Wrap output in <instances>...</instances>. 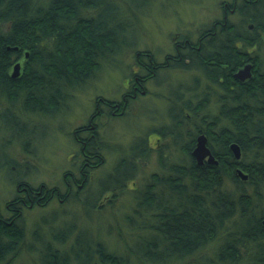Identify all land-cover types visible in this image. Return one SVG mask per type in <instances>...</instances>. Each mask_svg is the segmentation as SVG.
Segmentation results:
<instances>
[{
  "label": "trees",
  "instance_id": "1",
  "mask_svg": "<svg viewBox=\"0 0 264 264\" xmlns=\"http://www.w3.org/2000/svg\"><path fill=\"white\" fill-rule=\"evenodd\" d=\"M150 3L0 0V121L11 122V137L21 142L24 124H36L28 118L47 116L67 105L73 92L108 63L109 56L119 55L127 46L121 35L130 24L129 18ZM233 3L228 7L224 4L223 19H215L199 30V37H210L205 47L188 48L183 57L188 63L183 58L176 60L179 68L202 73L208 84L200 93L196 78L170 99L171 124L166 132L184 157L172 161L170 155L160 153L159 170L137 186L136 159L145 153L135 144L139 139H134L128 157H122L117 167L98 182L91 199L83 200L88 208H100L99 199L104 194L111 193L107 202L114 205L119 194L131 191L134 207L125 215L126 226L148 233L135 235L129 253L142 264H264V66L253 51L264 43V0L243 1L235 8L233 13L242 14L239 23L227 17L230 8L236 7ZM217 36L222 38L212 39ZM238 41L241 47H235ZM17 61L21 72L11 77ZM135 61L145 69L147 79L155 77L153 53L137 51ZM246 62L253 64L252 76L240 81L232 74ZM212 106L215 111L211 112ZM199 133L206 135L216 164H197L190 155ZM231 142L240 147L238 159L229 149ZM22 147L25 150L24 144ZM100 152V148L96 150L92 166L82 163L78 172L64 173L63 192L56 186L33 187L22 177L17 178L18 191L8 204L15 219L11 223L0 219V264H14L24 248L20 208L31 202L45 205L51 198L67 200L74 195L78 199L79 191L89 184L95 164L102 160ZM9 162L8 166L13 165L12 160ZM6 168L12 176L26 175L16 165L2 167ZM237 168L247 174L246 179L237 175ZM24 191H29L30 197L21 200ZM55 217L44 218L51 238L44 239L37 226L32 239L39 241L38 248L27 245L28 252L38 254L37 264H129L128 256L109 250L99 234L80 227L74 232L75 223H58ZM69 238V246L64 247Z\"/></svg>",
  "mask_w": 264,
  "mask_h": 264
},
{
  "label": "rangeland",
  "instance_id": "2",
  "mask_svg": "<svg viewBox=\"0 0 264 264\" xmlns=\"http://www.w3.org/2000/svg\"><path fill=\"white\" fill-rule=\"evenodd\" d=\"M235 1L151 0L149 5L137 10L136 17L129 18L130 24L121 35V40L125 41L124 45L127 46L121 48L119 55H115V58L109 56L108 63H104L95 75L73 92L67 105L62 104L61 108L53 114L28 118V120L36 121V124H28L29 126L24 124L25 131L20 135L21 142L19 138L11 137V131L14 129L11 122L0 121V212L7 215L6 207L17 193L15 181L19 176L33 187L43 184L45 188L56 186L60 191H65L64 173L78 172L79 161L75 158V154L80 153V149L72 139L74 130L87 124L91 114L96 110L98 100L120 99L126 90L125 83L128 78L132 79L136 75L134 73L146 72L143 67L136 64L137 51L148 50L153 53L157 61L170 63L171 59L166 60L165 57L169 52L174 51L173 42L176 37H181L182 40L188 36L196 39L202 27L210 25L215 19H222L225 3ZM236 2H238L236 8L243 4L242 0ZM249 10L252 11V7ZM227 17L239 23L242 14L228 13ZM254 50L264 66V43L254 47ZM168 68L158 72L156 77L145 79V94L129 99L125 115L119 117L107 114L104 118L99 135L95 136L96 150L101 149L102 160L95 164V168L91 171L89 184L81 192L79 191L78 199L74 198V195L68 197L67 200L51 198L45 205L31 202L20 208L25 245L19 256L15 258L14 264H37L38 254L28 252L27 245L32 243L31 249L38 248L39 241L32 239V232L37 226H40L42 234L44 233V239L51 238L47 224H45L46 221H44V218L50 220L51 215H56L54 219L58 223L69 221L75 223L74 232L80 227L90 230L93 234H99L100 238L107 243L109 250L128 256L129 264H142L136 255L129 253V246H132L135 235L143 233L139 230H130L126 226L125 215L130 214L134 207L131 191L126 190L119 194L114 205L107 202L111 193L104 194L105 196L99 199L102 203L100 208L97 206L88 208L83 200L91 199L98 182L109 175L114 167H117L122 157H128L134 139L151 134L160 127L165 132L169 128L171 119L168 110L172 104L170 99L177 97L173 94L181 89L178 84L184 85L182 89L186 85H191L192 81L199 77V73L186 69L180 71L177 69L178 66ZM207 88V81L203 78L197 91L201 93ZM212 111H215V106L211 107ZM26 129L30 131L34 129V132L29 134L30 131ZM32 138H35L34 141ZM162 140L159 142L160 145H164ZM22 144L25 145V150ZM171 146V150H167L171 154V160L182 159L184 157L182 152L176 149L173 143ZM144 158L145 160L136 159L139 171L134 182L137 186L144 183L152 172L159 170L155 156L149 155ZM10 159L13 165L8 166ZM15 165L25 170L26 175L16 173L12 176L6 172L9 171L8 168L2 169V167L13 168ZM128 184L130 187L131 183ZM75 191L76 187H73V192ZM147 233L148 231L143 234ZM70 240L71 238L67 239L64 247L69 246Z\"/></svg>",
  "mask_w": 264,
  "mask_h": 264
},
{
  "label": "flooded vegetation",
  "instance_id": "3",
  "mask_svg": "<svg viewBox=\"0 0 264 264\" xmlns=\"http://www.w3.org/2000/svg\"><path fill=\"white\" fill-rule=\"evenodd\" d=\"M236 1L233 3L234 6H236V3H238ZM243 1H249V0H242V2ZM226 5L228 7L229 4L226 3ZM235 8L236 7L230 8L231 13L234 12ZM224 11L225 10L223 9L222 19L226 16ZM220 22L221 21H219L218 23H220ZM252 27H253V24H249V28H252ZM220 38H222V37L217 36V37H213L212 39L213 40H220ZM208 40H210V37H208V36H200V37L198 36L196 39L184 37L183 40L181 39V37H176L174 39V42H173L174 51L169 52L165 57L166 60L171 59V60H169L170 63H166V62L163 63V62L156 60V64L153 65V67H155V69H156L155 77L158 75V72H161L162 70H165V69H169L168 67H171V66H177L176 60L185 57V55L188 52V48L200 50V49H202L201 48L202 46L205 47L204 43L206 44V42ZM236 46L241 47L240 41L235 42V47ZM204 50H205V48L203 49V51ZM146 54H148V53H146ZM184 62L185 63L189 62L187 57H186V59H184ZM250 63H252V62H250ZM208 64H210V63H208ZM241 66L242 65H239L238 68H240ZM238 68L235 71H237ZM177 69H179L181 71V68H177ZM186 70H188V69H186ZM235 71L233 72V74L235 73ZM197 72L200 73L199 71H197ZM134 74H136V75H134V77H132V79L128 78V80L126 81V83H125L126 90L122 93L120 99H118V100H111V99L98 100L99 102L98 103L96 102V110L94 113L91 114L90 120H88L87 124L82 125L83 130H81V131H78L79 129L74 130L73 135H72V139L74 140V142L76 143V145L80 149V153H77V155L75 154V158L79 161L78 167H82L81 162H83L84 167H88V166L93 165L91 162H92V157L96 154V142H97L95 139V136L97 137V135H99V129H100L101 125L104 123V118L107 117V114L112 115V116L122 117L123 115L126 114V109L129 105L128 104L129 99L131 97L135 98L139 94H145V92H146V87H145L146 77H145V75L147 73L146 72L143 74L139 73L138 75H137V73H134ZM200 77H201V80H200ZM233 77H234V75H233ZM203 78L206 80V78L204 77V75L202 73L199 74V77L197 78L198 86L202 82ZM178 85L181 87V89H182V86H184L183 84H178ZM188 86H191V85L189 84ZM188 86L186 85V87H188ZM230 87H232V86H230ZM99 103H102L103 105H101ZM98 126H99V128H98ZM169 137H170L169 134H167V132H165V131H162L161 127L158 130L155 129V132H153L151 134H145V135L140 136L138 138L139 140L137 139L138 141L135 144L137 145V148L139 150H143V153H145L143 155V158H141V159L145 160L144 157H147L149 155L155 156L157 159V156H159L160 153H163V154L166 153V154L171 156V154L168 153V151H167V150L170 151L172 148V146H171L172 139H170ZM163 138H164V140H162ZM160 140L164 141V145L159 144ZM164 146H166V147H164ZM86 147H88L87 150H86ZM193 147L190 149V152L193 149ZM83 155H84V157H82ZM139 159H140V157H139ZM156 163H157V167H160V165L158 164V160H156ZM13 167H15V166H13ZM135 167H139V164H136ZM16 188H17L16 190L18 191L17 186H16ZM28 193H29V191H24L22 193V195L20 196L21 200H23L25 197L29 198L30 195ZM8 206L9 205H7V207ZM7 207H6V209L8 210L7 215L0 212V219H3L6 222L11 223L12 221H14L15 216H13L12 212H10V208L9 207L7 208Z\"/></svg>",
  "mask_w": 264,
  "mask_h": 264
},
{
  "label": "water",
  "instance_id": "4",
  "mask_svg": "<svg viewBox=\"0 0 264 264\" xmlns=\"http://www.w3.org/2000/svg\"><path fill=\"white\" fill-rule=\"evenodd\" d=\"M27 56V52H25ZM253 64L250 62L244 63L237 71L233 74L234 77L240 81H243L252 76ZM20 73V62L17 61L12 66L11 77H16ZM229 149L234 158L238 159L241 155V150L236 142H231L229 144ZM191 156L196 160L197 164H202L204 161L209 164H216L217 159L212 154L209 146L207 145V137L204 133H199L196 137L195 145L190 152ZM237 175L242 179L247 178V174L241 169L237 168ZM264 224V219L262 220Z\"/></svg>",
  "mask_w": 264,
  "mask_h": 264
},
{
  "label": "bare ground",
  "instance_id": "5",
  "mask_svg": "<svg viewBox=\"0 0 264 264\" xmlns=\"http://www.w3.org/2000/svg\"><path fill=\"white\" fill-rule=\"evenodd\" d=\"M147 64V63H146ZM209 65V64H208Z\"/></svg>",
  "mask_w": 264,
  "mask_h": 264
}]
</instances>
